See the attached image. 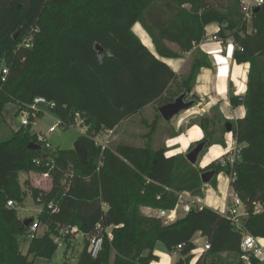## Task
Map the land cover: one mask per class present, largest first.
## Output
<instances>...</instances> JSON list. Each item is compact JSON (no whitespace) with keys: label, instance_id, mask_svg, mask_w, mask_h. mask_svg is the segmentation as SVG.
Instances as JSON below:
<instances>
[{"label":"trees","instance_id":"obj_1","mask_svg":"<svg viewBox=\"0 0 264 264\" xmlns=\"http://www.w3.org/2000/svg\"><path fill=\"white\" fill-rule=\"evenodd\" d=\"M241 1L0 0V127L8 105H19L23 113L38 97L55 105L51 111L65 129L78 116L89 122L79 139L87 150L84 163L74 149H47L40 134L33 132L34 117L0 143V264L51 262L60 247L58 238L66 252L73 248L71 228L78 229L84 242L76 264L158 263V244L170 255L182 246L179 256L191 264L197 234L210 249L195 264H245L242 233L214 209H192L169 225L142 212L172 210L180 194L203 190L197 165L183 154L168 157L165 145L156 147L157 118L151 125L144 121L149 132L142 146L120 143L103 148L95 142L98 135L115 133L151 105L169 104L185 92L191 96L201 70L213 67L200 45L207 27L217 24V42L223 47L232 42L234 62L249 65V71L243 104L233 98L235 107L245 110L232 131L238 158L225 168L214 162L210 167L217 175L210 185L216 190L220 174H235L230 189L248 214L244 229L264 239V4L255 8L248 23ZM137 24L151 39L153 50L134 32ZM36 30L27 48L23 42ZM186 56L189 69L179 76L169 62ZM4 67L8 75L2 82ZM159 113L158 109L162 119ZM210 121L216 123L197 117L191 126H199L211 139L209 146L226 147L224 138L209 131ZM31 145L40 149H30ZM31 172L49 175L51 189L40 190L27 181L28 189L23 190L20 174ZM29 195L41 199L44 207L37 218L22 219L18 208ZM10 201L14 207L8 206ZM53 201L58 202L57 212L49 209ZM36 222L46 231L31 239L24 254L18 238H29ZM99 235L103 250L94 259L89 243Z\"/></svg>","mask_w":264,"mask_h":264},{"label":"rangeland","instance_id":"obj_2","mask_svg":"<svg viewBox=\"0 0 264 264\" xmlns=\"http://www.w3.org/2000/svg\"><path fill=\"white\" fill-rule=\"evenodd\" d=\"M208 33H211V29H209ZM145 42L146 44H148L147 41ZM231 45L232 43L229 42L228 46H231ZM172 48L177 50L176 46L174 45H172ZM150 49L153 50V46ZM189 66H190V59H189V56H186L185 59L176 61L175 70L177 74L180 76L189 69ZM233 83H234L235 88H239V86H237L234 80H233ZM175 89L176 87L173 88V90ZM237 93L238 91H235V95ZM242 96H245V94ZM210 105L211 103H209L208 105V102H207L206 105H204L203 107L201 106L193 107L191 110L187 112L186 111L181 112L179 115L175 116L172 121L166 122L163 120V118L161 119L158 116V109L159 107L163 105H161L160 103H157V104L151 105L148 108H146L141 115H137L133 117L132 119L123 122L115 133L113 132L112 134H109V133L102 134L101 141L106 143V145H110V146L118 145L120 143L142 146L144 142L143 136L149 132V128H146L144 126V121H146L147 124L151 125L153 121H155V118H157L158 123H159V130L155 136L156 147H161L162 145H165L166 148L170 151L168 147L169 137L171 135H174V132H178V126L180 125V122L183 123V127L181 130H179V132H181L179 136L187 134V133L188 134L185 136H188L189 135L188 131H190L191 129L197 126V125L191 126V124L195 123L194 122L195 119L197 117H200V115L203 114V109L204 110L209 109ZM240 108L242 110V114L244 115L245 110L243 107H238L237 110H239ZM19 111H20L19 105H16V104L8 105L6 112H5L6 122L0 127V143L10 139L13 132L19 130L22 127L21 120H22L23 113H20ZM41 111H42V114L40 116H35L34 119H32L33 132L37 134L47 135L48 136L47 141L52 146L51 149L53 150L74 149L75 144L79 141V139L82 136L85 135V129L81 123V118H78L76 122L73 125H71L69 128L65 129L63 127H59L55 133L49 134L50 128L54 125H57L59 122V119L55 114H53L51 109L48 107L41 106ZM233 115L234 114H232V116ZM236 116L239 117V114L238 113L237 115L235 114V118ZM200 137H199L200 138L199 140L203 138V133L201 134ZM226 139H227L226 147H222L220 145H214L208 149L207 151L208 154L213 153L212 158H207V156H203L201 159H199V162L197 163V165L200 169L206 168L207 166L219 160L222 157V155L219 153L220 151L224 150L226 153H228L231 150H235L237 148V144L235 143L232 137V134L228 133ZM199 140L192 141L186 149H183V151H180L182 148L179 145L175 146L173 150L180 151L177 153H182L183 155H187L189 153L190 147L196 142H198ZM232 152H235V151H232ZM227 157L233 158L234 154L227 156ZM218 180L220 181V188L219 189L217 188L218 190H215L214 188H212L210 184L205 185L202 187L203 188L202 198L197 197L196 201L194 200L195 203H193V200H192V201H189V203L187 204H190V205L193 204L195 206L194 209H198L201 207H207L208 202L209 200L212 199V197L215 198L217 196L221 199L226 197L227 194L230 193L229 185H228L229 184L228 176L222 173L218 176ZM218 180H217V183H218ZM27 181L30 183L32 187H35V188H38L44 191L50 190L52 186V181L49 175L46 178L42 174L36 173V172L20 174V182H21L23 190L28 189L26 188V185H25ZM212 189H214L216 193L213 192ZM230 191L232 190L230 189ZM43 207H44L43 204H39L37 200H35L31 195H29L26 198L24 204L18 208L19 217H21L22 219L37 218L42 212ZM212 208L215 209V207H212ZM153 216H155V212H153ZM45 231H46V228L41 226V228L38 230V234L42 235ZM199 236L200 235H196L194 239L197 241L196 244L198 245V247H200V249L197 250L196 253H194L195 259L199 258L200 251L203 250L205 246L204 239ZM18 241H19V244H20V247L23 253L26 254L31 240L28 237L20 236L18 238ZM83 244L84 242H83L82 236L77 234L75 236V239L72 242L73 248L68 250V252H66L65 247L60 246L58 252L56 253V255L54 256L51 262H48L45 260H38L37 262L38 264H76L78 255L83 249ZM162 248H163V245L158 244L157 251H160V249ZM224 258H227V257L225 256ZM179 259H180V256L173 257L172 262L176 264L179 261ZM228 259H231V257Z\"/></svg>","mask_w":264,"mask_h":264},{"label":"built area","instance_id":"obj_3","mask_svg":"<svg viewBox=\"0 0 264 264\" xmlns=\"http://www.w3.org/2000/svg\"><path fill=\"white\" fill-rule=\"evenodd\" d=\"M263 4H264V0H242L241 1L242 11L245 16V20L248 23H251L255 8ZM35 33H37V30L25 38L23 44L27 48H29L33 44L34 39H35ZM213 40L217 41V38L214 36ZM1 73H2V82H5L6 76L8 75L7 69L4 67ZM41 106L48 107L51 110L55 107L53 103L48 102L45 98H41V97L35 98L33 103L27 108V110L23 112L21 125L28 126L30 124L31 117H35L41 114L42 113ZM237 113L239 114V117L236 116L237 119L243 118L244 115L242 114L241 108L237 110ZM78 118L80 117L78 116L77 119ZM81 123L84 126L85 133H86L87 127L85 125V121L81 119ZM59 127H62L60 120L57 125H54L50 128L49 134L55 133ZM106 133L112 134L113 131H107L103 134H106ZM101 135H98L95 138V142L98 145L105 148L107 145L106 143L101 141ZM47 137H48L47 135L40 134L39 139L42 141V143L47 149H51L52 146L48 143ZM232 151H235V152H232ZM236 151H237V148L235 150H231L229 153H225L224 156H222L219 160L216 161L217 165L221 166L222 168H225L228 163L233 165L235 163V160L238 158ZM233 154H234L233 158L227 157ZM43 176L46 178L48 177V175H43ZM234 176L235 174H232L230 177H228L230 193L227 194L221 206H215V209H216L215 211H217L223 217L230 220L232 224L235 226V228L242 233L241 251H242V260L244 261V263L252 264V259H256L258 264H264V239L255 238L245 231L244 223H245L246 218L248 217V214L246 212L243 202L232 191H230V184L234 180L235 178ZM196 198L197 197H194L192 194H188V193L180 194L178 203L174 209L169 210V211L153 210V212H155L154 217L161 220L165 225L173 224L176 221H178L180 218L188 214L192 209H194L195 206L193 204L190 205L187 203H189V201H192V200H193V203H195ZM56 202L57 201H53L49 204V209H52L54 212H57L58 206H59L58 202L57 203ZM38 203L42 204L43 202L41 199H39ZM8 206L14 207V203L12 201L8 202ZM260 212H261V207L257 206L256 214ZM98 229L100 230V225L98 226ZM38 230H39V226H38V222H36L32 225L30 229V233H29L30 240L35 238V236L38 234ZM110 230L111 229H108L106 233L108 237L110 238V240H112L113 235ZM68 232L74 236H76L77 234L79 235L77 228H71L70 230L68 229ZM103 239L104 238L101 235L95 236L90 239L89 253L91 254L92 258L96 259L100 256L103 250ZM57 241L59 242V245L61 246V240L58 238ZM204 241H205V246H204V249L200 251L199 257L202 256L204 253H206L210 249L209 242L206 239H204ZM196 242L197 241L194 240L196 249L193 251L194 259L191 264H195L197 260L199 259V258L195 259V254H194L197 252V250L200 249V247H198ZM182 249H183L182 246H179L178 249L172 254V256L178 257L179 251Z\"/></svg>","mask_w":264,"mask_h":264},{"label":"crops","instance_id":"obj_4","mask_svg":"<svg viewBox=\"0 0 264 264\" xmlns=\"http://www.w3.org/2000/svg\"><path fill=\"white\" fill-rule=\"evenodd\" d=\"M215 25L212 24L207 27V38L200 45L201 49L206 54L209 55L213 67L211 69L201 70V72L198 75L193 93L197 95L201 100L206 101V103L208 102V105L209 103H211L210 108L215 106L217 103L221 102V103H224L223 109L227 110L228 109L227 98L230 92L229 89L231 85L233 86L234 93L235 91H238V93L236 94V97H240L244 95L246 92L249 65H237L234 62V59H233L234 45L233 44L231 46L227 45L226 47H223L220 42L213 40V37L219 31L218 25L216 26ZM209 29H211V33H208ZM134 32L147 47L151 48L153 46L151 39L149 38V36L147 35V33L144 31V29L141 27L140 24H137L134 27ZM145 41H147L148 44L150 45L146 44ZM169 65L175 70L176 61L169 62ZM233 80L236 82L239 88L234 87ZM235 114H237V111ZM181 123L182 122H180V125L178 126V131L181 130L183 127V123L182 124ZM188 132H189L188 136H185L188 134L187 133V134L178 136L177 138H174L168 141L169 142L168 147L170 149V151H168L167 153L168 157H172L177 154H182V153H177V152L183 151V149H186L192 141L199 140L201 138L200 136L202 134V130L200 129L199 126L194 127ZM177 145L181 146L182 149L180 151L173 150V148H175V146ZM219 153L222 156H224L226 152L222 150ZM212 154L213 153H209L207 155V158H212ZM218 183L219 184L217 188L219 189L220 188L219 180H218ZM212 190L213 192L216 193L214 189ZM224 199L225 197L222 199L217 196L215 198L212 197V199L209 200L207 207L214 209L212 207L221 206L224 202ZM142 212L145 215L153 216V210L151 209H142ZM197 235H200V234H197ZM156 255L159 256L160 261L158 263H153V264H174L172 262L173 256L170 254H167L163 248L160 249V251L156 250Z\"/></svg>","mask_w":264,"mask_h":264},{"label":"flooded vegetation","instance_id":"obj_5","mask_svg":"<svg viewBox=\"0 0 264 264\" xmlns=\"http://www.w3.org/2000/svg\"><path fill=\"white\" fill-rule=\"evenodd\" d=\"M232 88H233V86L231 85L230 89H229L230 92H229L228 98H227V105H228L227 110L223 109L224 103L219 102L215 106L209 108V110L203 109V114L200 115V118H207L209 120L213 118L216 120V123L214 125H213V123H211V121L209 122L208 129L210 132H215L217 134L218 139L224 138L226 140V145H227V139H226L227 134L228 133L232 134V131L234 129V124L237 121V119L235 118V113H236L238 108L235 107L233 98L235 97L237 99V101H239V100H238V97H236ZM191 100L195 101L194 107H196V106L203 107L204 105H206V101L201 100L198 96L197 97L194 96V93L191 96L189 95L187 98V101H191ZM232 114H234V115L232 116ZM228 128H231V132L228 131ZM224 130H225V132H224ZM202 133H203V131H202ZM232 137H233V134H232ZM210 142H211V139L208 137H205V135L203 133V138L190 147L189 152L193 151L198 146L203 145V150H202V153L200 154V156L198 158L197 163L199 162V159H201L203 156H207L208 155V153H207L208 149L211 148L212 146H214V145L209 146ZM211 165L207 166L206 168H201V170H202L201 179H202V175H205L209 172L215 173L212 180L216 177V175H217L216 170L211 168L210 167ZM205 178H209V177L205 176ZM203 186H205V185L203 184Z\"/></svg>","mask_w":264,"mask_h":264},{"label":"water","instance_id":"obj_6","mask_svg":"<svg viewBox=\"0 0 264 264\" xmlns=\"http://www.w3.org/2000/svg\"><path fill=\"white\" fill-rule=\"evenodd\" d=\"M255 12H257V10ZM96 50L100 54L104 53V50L100 46H96ZM188 96H189V92H185V93L181 94L179 97H177L173 102L166 104V105H163L159 108V112L166 122L172 121L174 119V117L179 115L181 112H183V111L187 112L194 107L195 101L194 100L187 101ZM238 100L241 104H243L244 96L238 97ZM85 125H86V127H88L89 122H86ZM228 131L231 132V128H228ZM30 149L38 150L40 148H39V146L31 145ZM202 150H203V145L198 146L197 148H195L193 151L189 152L186 155V159L192 165L195 166L197 164V161H198L200 154L202 153ZM74 151L80 157L82 163H84L86 161V158H87V150L79 141L75 144ZM214 175H215L214 172H209L205 175H202L203 184L209 185L211 183ZM205 176H208L209 178H205ZM192 195L194 197L202 198L203 190L198 189L195 192H193ZM30 222H31V220L26 221L25 226H29ZM176 264H186V263H185V260L183 258H180Z\"/></svg>","mask_w":264,"mask_h":264}]
</instances>
